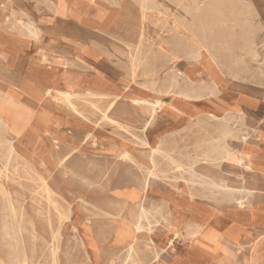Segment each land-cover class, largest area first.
<instances>
[{
	"label": "rangeland",
	"instance_id": "rangeland-1",
	"mask_svg": "<svg viewBox=\"0 0 264 264\" xmlns=\"http://www.w3.org/2000/svg\"><path fill=\"white\" fill-rule=\"evenodd\" d=\"M54 1L0 0V29L1 24L27 22L28 18L40 29L36 39H29L23 63L27 60L63 62L64 58H70L66 50L80 44L73 40L79 38L81 41L84 38L83 44L91 43L104 52L102 69L118 77L122 83L119 93L124 95V99L106 112V100L87 99L84 96L72 100L77 110L82 112L81 115L95 127L86 129L90 136L81 135L82 148L67 160L66 166L70 170L66 175L61 174V168H55L48 177L72 208L70 219L62 222L57 233L59 264H124L129 242L134 244L137 256L133 259L135 264H245L251 254L264 252V175L258 172L253 178L251 172H246L231 160L214 163L201 159L211 150L216 125L221 123H229L232 134L236 133L234 138L225 140L228 153L243 147H257L264 154V0H218L219 18L213 17L217 14L210 10L213 6L208 0H92L100 21L78 19V16H82L80 10L86 12L87 6L83 2L88 0H67L71 18L77 19L74 23L52 12L50 4ZM191 7H199L208 14L193 22L187 12ZM214 22L219 24V43L222 44L219 47L212 35L206 41L200 35L199 38L208 48L197 50L192 45L195 37L191 29H201L202 26L211 28ZM250 42L255 45L251 43L248 49ZM190 51L194 55L191 56ZM241 53L242 56H239ZM131 56L148 60L147 68L156 71L157 76L150 75L149 70L145 73L142 65L133 74ZM2 61L0 56V66L3 65ZM210 62L213 66L209 67ZM173 76L176 77L175 86L163 93L166 87L159 84ZM208 80L213 82V86L205 88L204 81L206 83ZM149 82L154 83L151 86ZM189 88L196 90L197 98L185 99L175 94L178 91L186 92ZM48 98H52L55 116L71 118V111L63 101L53 99V94ZM131 99L149 102L161 99L162 102L151 112L141 104L130 103ZM4 101L14 106L6 107ZM21 105L19 97L10 92L5 96L0 95V111L10 109L6 110L10 116ZM118 105L123 107L118 108ZM118 109L124 110L123 116H116ZM105 116L117 120L122 127L109 122ZM45 118L42 114L38 115L36 125L43 127L46 133L50 125L59 129L60 124L49 120L48 125ZM11 130L16 136L20 135L14 127ZM204 141L207 143L204 144ZM196 144L201 146L197 145L196 148ZM124 152L129 154L130 159L122 158ZM48 154L49 151L42 153L44 156ZM191 165H194L193 168ZM147 173L152 174L147 189L143 190L142 182ZM206 179H211L208 181L214 182L217 187L203 183V180L208 182ZM253 184L258 190L249 198L250 201L244 202V212L233 217L225 215L233 204L224 197L229 192L241 196V190ZM7 188L16 208L19 211L21 206L23 208L21 231L28 255L33 244L36 250L32 258L34 264H51L47 243L52 231L56 233L58 220L51 212V226L48 227L45 222L44 199L37 193L36 175L8 179ZM140 199H144L145 208L152 211L151 230L141 229L135 237L132 229H127L125 225L137 212L136 204ZM123 201L128 202V207L120 209ZM2 214L0 211V219ZM224 216L229 222L222 221L212 226L213 220H220ZM198 217L211 223L195 231L190 224L197 222ZM3 246L0 243V249ZM42 251L43 254H40Z\"/></svg>",
	"mask_w": 264,
	"mask_h": 264
},
{
	"label": "bare ground",
	"instance_id": "bare-ground-1",
	"mask_svg": "<svg viewBox=\"0 0 264 264\" xmlns=\"http://www.w3.org/2000/svg\"><path fill=\"white\" fill-rule=\"evenodd\" d=\"M145 1V0H144ZM210 2V4H212V10L214 13H216L217 15L213 16L214 18H219L220 16L218 14L220 13V8H218L219 6V1L218 0H208ZM177 2V1H176ZM38 3V2H37ZM120 5V4H119ZM229 6V4H227ZM50 8H52V12L54 14L60 15L62 17L64 16H70L69 14V10H68V2L67 0H55L54 2H52L50 4ZM198 6V5H197ZM229 8V7H228ZM49 9V8H48ZM240 10V9H239ZM238 10V11H239ZM211 11V12H212ZM222 11V10H221ZM80 15L86 14L85 11L80 10ZM187 12L191 15L192 21L194 22V20H198L200 18H204L205 16H207V12L206 11H202L199 10V7H191L190 9H187ZM209 12V10H208ZM212 12V13H213ZM224 12V11H223ZM244 12V11H243ZM240 13V12H239ZM103 14V13H102ZM165 14V13H164ZM244 15L246 13H243ZM242 14V15H243ZM231 15V14H230ZM243 15V16H244ZM247 15V14H246ZM88 16V15H87ZM98 16V15H97ZM96 16V17H97ZM99 16H101V14H99ZM145 16V14H144ZM238 16V15H237ZM71 17V16H70ZM103 17V16H102ZM65 18V17H64ZM73 18V17H72ZM76 19V18H75ZM78 19H81V16H78ZM144 19V18H143ZM9 20V19H7ZM77 20V19H76ZM212 20V19H211ZM237 20V19H236ZM5 21V20H4ZM98 21H100L98 19ZM158 21V19H157ZM242 21V20H241ZM177 22V21H176ZM199 22V21H198ZM221 22V21H220ZM231 22V21H230ZM233 22V21H232ZM246 22V21H245ZM9 25H5L1 24L2 28L0 29V36H2L1 40H0V56H2L3 58H7L9 59L11 55H13L14 53H16V51L18 50V46L29 41L30 38H37V36L39 35L40 29L37 25H35V22L33 20H30L28 18L27 22H9ZM207 23V22H206ZM243 23V22H242ZM6 24V23H5ZM199 25V23H197ZM249 24V23H248ZM218 23L214 22V24L212 25V27H206V26H202L201 29H197L195 30L194 28L191 29L192 31V36H194L195 40H193V47H195L197 50L199 48H208L207 45L205 44L204 40L202 41L199 37L200 35H202L205 39V41L208 39V36L212 35V37L216 40V42L219 44V37L220 36V30L218 27ZM174 26V25H173ZM193 26V25H192ZM238 26V25H237ZM231 27V26H230ZM163 29V27H162ZM229 29V28H228ZM231 29V28H230ZM233 29V27H232ZM247 29V28H246ZM245 29V30H246ZM187 30V29H186ZM250 31V30H249ZM251 31H253L251 29ZM233 32V30H232ZM250 34V33H249ZM253 34V32H252ZM230 36V35H229ZM248 36V33H247ZM224 37V36H223ZM233 37V36H232ZM182 38V37H181ZM192 39V38H191ZM233 39V38H232ZM252 39V37H251ZM175 40V39H174ZM211 40V39H210ZM177 41V40H176ZM181 41V40H178ZM225 40H223L224 42ZM251 41V40H250ZM253 41V40H252ZM186 42V41H185ZM246 42V41H245ZM176 43V42H175ZM180 43V42H179ZM232 43V42H231ZM251 43L254 42H250L248 44H250L249 47H247L248 49L251 48ZM225 44V43H224ZM241 44V43H240ZM255 45V43L253 44ZM252 45V46H253ZM153 46V45H151ZM182 46V45H181ZM180 46V47H181ZM214 46V45H213ZM228 46V45H227ZM233 46V45H232ZM231 46V47H232ZM138 47V46H137ZM223 48H225V46L222 45ZM139 48V47H138ZM179 48V47H178ZM177 48V49H178ZM231 49V48H230ZM238 49V48H237ZM247 49V50H248ZM134 50V49H133ZM190 50L192 51L193 49L190 48ZM218 50V49H217ZM236 50V49H234ZM255 50V49H254ZM136 51V50H135ZM138 51V50H137ZM136 51V52H137ZM182 51V50H181ZM188 51V48H187ZM190 51V52H191ZM195 51V50H193ZM225 51V50H224ZM243 51V50H242ZM251 51V50H250ZM231 52V50H230ZM228 52V53H230ZM249 53V51H246ZM192 53V52H191ZM212 53V52H211ZM217 53V52H216ZM252 53V52H251ZM138 54V53H137ZM176 54V52H175ZM178 54V53H177ZM190 54V53H189ZM188 54V55H189ZM256 54V52H255ZM186 55V54H185ZM187 55V56H188ZM194 55L193 53L191 54V56ZM199 55V54H198ZM231 55V54H230ZM228 55V57L230 56ZM235 55V54H234ZM184 56V55H183ZM196 56V55H195ZM227 56V55H225ZM238 56V55H236ZM242 56V53L241 55ZM238 56V58H239ZM251 56V55H250ZM189 57V56H188ZM221 57V56H220ZM248 57V56H247ZM256 57V56H255ZM259 57V56H258ZM194 58V57H192ZM196 58V57H195ZM235 58V56H234ZM237 58V57H236ZM242 58V57H241ZM170 59V58H169ZM220 59V58H219ZM223 59V58H222ZM230 59V58H229ZM256 59V58H255ZM263 59V58H262ZM163 60V59H162ZM167 60V58H166ZM213 60V59H212ZM215 60V58H214ZM241 60V59H240ZM148 61V60H146ZM144 58H138L137 56H131L130 57V67L131 70L133 72V74L136 71V68L139 66H144L145 69V73L146 70H149L147 68V63H146ZM218 61V60H217ZM216 61V63H218ZM233 61V59H232ZM242 61V60H241ZM240 61V63H241ZM258 61V60H257ZM5 62V61H4ZM235 62V59H234ZM161 63V62H160ZM229 63V61H228ZM237 63V62H236ZM243 63V62H242ZM245 63V61H244ZM231 64V63H230ZM248 64V63H247ZM150 65V64H149ZM225 65V64H224ZM244 65V64H243ZM242 65V67H243ZM83 66V64H82ZM91 66V65H90ZM213 66L212 63L210 62L209 67ZM228 66V65H227ZM238 66V65H237ZM261 66V65H260ZM40 67V66H39ZM219 67V66H218ZM235 67V66H234ZM45 68V67H44ZM51 68V67H50ZM86 68V67H85ZM172 68V67H171ZM246 68V67H244ZM243 68V70H244ZM47 69V68H46ZM176 69V68H175ZM214 69V68H213ZM249 69V68H248ZM247 69V70H248ZM92 70V69H91ZM129 71V70H128ZM152 71V72H151ZM173 71V70H172ZM224 71V70H223ZM96 72V71H95ZM222 72V71H221ZM242 72V70H241ZM249 72V71H248ZM256 72V71H255ZM11 73V72H10ZM173 73V72H172ZM223 73V72H222ZM228 73V71H227ZM243 73V72H242ZM241 73V74H242ZM250 73V72H249ZM259 73V72H258ZM149 74L150 75H156V71L153 70H149ZM175 74V73H174ZM177 74V73H176ZM240 73H238L239 75ZM229 75V74H228ZM232 75V74H231ZM246 75V74H245ZM14 76V75H13ZM133 76V75H132ZM15 77V76H14ZM13 77V78H14ZM235 77V76H234ZM239 77V76H238ZM245 77V76H244ZM255 77V76H254ZM27 78V77H26ZM147 78V77H146ZM237 78V77H236ZM28 79V78H27ZM30 79V78H29ZM167 79V78H166ZM176 77L173 76L171 77L168 81H164L162 84L160 83L159 85L162 86L163 88L166 87L163 91V93L169 92L170 89H172L173 86H175V81ZM186 80V79H185ZM206 80V79H205ZM236 80V79H235ZM153 81V80H152ZM163 81V80H162ZM183 81V80H182ZM247 81V80H246ZM249 81V80H248ZM247 81V82H248ZM254 82V80L252 81ZM40 83V82H39ZM154 82H151V84ZM257 83V82H256ZM38 84V83H37ZM150 84V82H149ZM150 84V85H151ZM164 84V85H163ZM202 84V83H201ZM200 84V85H201ZM204 86L206 88V86H213V82L211 81H204ZM253 84V83H252ZM42 85V84H41ZM190 85V84H189ZM198 85V84H197ZM148 86V85H147ZM152 86V85H151ZM43 87V86H42ZM146 87V86H144ZM177 87V86H176ZM215 87V86H214ZM40 88V87H39ZM202 88V87H201ZM126 89V88H125ZM161 89V88H159ZM208 89V88H207ZM17 90V89H16ZM203 90V89H202ZM41 91V88H40ZM204 91V90H203ZM206 91V90H205ZM10 92V91H8ZM199 92V91H198ZM209 92V91H208ZM217 92V91H216ZM11 94H13L14 96L18 97V95H15V93H13L12 91L10 92ZM204 93V92H203ZM42 96L44 98H48L49 95L53 94V97H56L57 99L63 101L65 103V105L67 106V108L71 111V121H69L70 125L78 128L81 127L82 130L83 128H94L95 126L91 123H89L83 115H81V113L79 112V110H77V108L75 107V105L73 104V99L76 97H81L84 96L87 99H99V100H106L108 102L107 108L105 110H111L113 108V106L119 101L124 99V95L120 94V93H110V92H106V91H96V90H89L86 92H81L78 90H58V89H53L49 86H44L41 92ZM180 96H182L185 99H194L197 98V94H196V90L194 89H188V91L183 92V91H178L177 93ZM205 94V93H204ZM217 94V93H216ZM207 96V95H206ZM167 97V96H166ZM132 103H138L143 105L145 108H147V110L154 112L156 110L157 107H159L161 105L162 100L161 99H157L154 102H149L147 100L144 99H137V100H132ZM2 108V107H1ZM3 111V110H2ZM235 111V110H234ZM238 111V110H237ZM236 114V113H235ZM239 114V113H238ZM237 114V115H238ZM241 114V113H240ZM243 114V113H242ZM236 116H231L233 117H237ZM211 116V115H210ZM243 116V115H242ZM245 116V115H244ZM36 117L34 114V111L31 108L26 107L25 105L22 104V106L20 107L19 110L16 111L15 114H13L12 116V120L9 121V119L0 112V211L3 212L1 219H0V243H3V249H0V264H34L35 260L32 258H34L35 254H36V250L34 248V245L32 244L31 248H30V252L31 254L28 255V251L26 250L24 241H23V237H22V227H23V208L22 206L20 207V211L16 208V205L13 201V198L11 196V193L9 192L8 188H7V180L8 179H12L13 180H17L23 177V175H36V179H37V187H38V195L41 197V199H44V205H45V222L48 225V227L51 226V219H52V215L51 212L54 213L53 216H55V218L58 220V227L56 230V233L54 231H52L51 234V239L48 241L47 243V254L49 256V261L51 262V264H59V245H58V231L59 228L61 227V224L64 220H68L71 217L72 214V208L71 205L69 204V202L65 201V198L62 197L58 192V190L56 189V187H54L50 182L48 177H50V175L52 174V171L55 170V168H61V174L64 176L66 175V173L68 172V170H70L67 166H66V162L67 160L71 157V155L80 152L81 150V143H80V139L77 140L76 139V134L73 132V130H63L61 132H59V130H56L55 128L51 127V125L49 126V128L47 129V133L48 134H54L56 137L61 135V137H63L65 139V141H59L57 138L54 137L53 139V146L54 148L57 150L60 143L64 144L66 146V151L62 154H56L54 153V155L51 156V153L44 156L42 155L41 158H39V165L35 166L32 163V159L23 156L20 153V148H19V136L23 133V131L25 130L26 127H28L32 121H35L36 123ZM106 119L111 122V123H116V124H120L117 120L112 119L108 116H105ZM153 117V116H152ZM208 117V116H207ZM230 117V116H228ZM240 117V115H239ZM238 117V118H239ZM203 118V117H202ZM213 120V117H211ZM216 118V117H215ZM219 119V118H217ZM226 119V118H224ZM230 119V118H229ZM228 119V121H229ZM242 119V118H241ZM209 119H207L208 122ZM215 120V119H214ZM231 120V119H230ZM244 120V119H243ZM151 121V119H150ZM222 121V120H221ZM225 121V120H224ZM223 121V122H224ZM213 122V121H211ZM238 122V119L237 121ZM240 122V120H239ZM151 123V122H150ZM243 123V121H242ZM229 124V123H228ZM228 124L225 123H221V124H217L216 125V136H214V138L212 139L213 144H211L210 146L212 147L211 150L208 152V154L205 155V157L201 158L204 159L205 161H219V160H231L233 162H235L237 165L241 166L242 169H244L246 172H251L252 173V177L256 178V173H260L262 175H264V154L262 153V151H260L257 147H243L241 148V150H238L236 152H230L228 153V148H226V138L232 137L234 138L235 134H232V130L229 129ZM143 125V124H142ZM191 125V124H190ZM198 125V124H197ZM208 125V124H207ZM215 125V124H214ZM234 125V124H233ZM244 126V124H242ZM199 126V125H198ZM11 127H14V129H16L17 131H19L20 135L16 136L15 134H13ZM100 127V126H99ZM120 127L121 124H120ZM188 127V126H187ZM193 127V126H192ZM196 127V126H195ZM236 127V126H235ZM71 128V127H70ZM186 128V127H185ZM201 128V127H200ZM195 129V128H194ZM198 129V128H197ZM202 129V128H201ZM204 129H205V125H204ZM207 129V128H206ZM81 130V131H82ZM187 130V129H186ZM192 130V129H191ZM199 130V129H198ZM211 130V129H210ZM183 131V130H182ZM188 131V130H187ZM202 131V130H201ZM206 131V130H205ZM241 131V129L239 130ZM257 131V130H256ZM180 132V131H179ZM184 132V131H183ZM211 132V131H210ZM178 133V132H177ZM201 133V132H200ZM209 133V132H208ZM242 133V131H241ZM195 134V133H194ZM202 134V133H201ZM180 135V134H179ZM184 135V133H183ZM198 135V133H197ZM200 135V134H199ZM203 135V134H202ZM85 136H90V133L87 132L85 134ZM167 136V135H166ZM165 136V138H166ZM169 136V135H168ZM172 136V135H171ZM170 136V137H171ZM174 136V135H173ZM188 136V135H187ZM194 136V135H193ZM205 136V134H204ZM203 136V137H204ZM209 136V135H208ZM212 136V135H211ZM169 137V139H170ZM176 137V136H175ZM190 137V136H189ZM197 137V136H196ZM195 137V138H196ZM201 137V136H200ZM210 137V136H209ZM208 137V139H209ZM237 137V135H236ZM244 137V136H243ZM78 138V137H77ZM181 138V137H179ZM202 138V137H201ZM206 138V137H205ZM245 138V137H244ZM244 138H242V140H244ZM184 139V138H183ZM191 139V137H190ZM189 139V140H190ZM166 140V139H165ZM182 140V139H181ZM188 140V141H189ZM197 140V139H196ZM205 140V139H204ZM172 141V140H170ZM199 143L200 139L198 140ZM198 141H196L198 143ZM203 141V140H202ZM164 142V141H163ZM180 142V141H179ZM183 142V141H182ZM186 142V141H185ZM194 142V141H193ZM207 143V141H204ZM211 142V141H210ZM210 142L208 144H210ZM145 144H147V142H144ZM177 143V141H176ZM190 143V142H188ZM195 143V142H194ZM203 143V142H202ZM132 144V143H131ZM161 144V143H160ZM163 144V143H162ZM166 144V142H165ZM164 144V145H165ZM169 144V143H168ZM178 144V143H177ZM182 144V143H181ZM186 144V143H185ZM134 145V144H133ZM159 145V144H158ZM197 145L200 144H196V148ZM160 146V145H159ZM168 146V145H167ZM172 146V143H171ZM179 146V144H178ZM201 146V145H200ZM208 146V145H207ZM146 147V146H145ZM174 147V146H172ZM185 147V145H184ZM190 147V146H189ZM163 148V147H162ZM175 148H177V146H175ZM186 148V147H185ZM195 148V145H194ZM195 148V149H196ZM202 148V147H201ZM201 148H199V150H201ZM204 148V147H203ZM172 149V148H171ZM194 149V151H195ZM207 149V148H205ZM209 149V148H208ZM143 150V149H142ZM150 150V149H149ZM169 150V149H168ZM198 150V149H196ZM181 151V150H180ZM202 151V150H201ZM231 151V150H230ZM157 152V151H156ZM159 152V151H158ZM166 152V151H165ZM198 152V151H197ZM206 153V151H204ZM160 153V152H159ZM168 153V152H167ZM86 154V153H84ZM132 154V153H131ZM170 154V153H169ZM196 155V153H194ZM201 154V153H200ZM191 155V154H190ZM202 155V154H201ZM134 156V155H133ZM163 156V155H162ZM204 156V155H203ZM199 157V155H198ZM122 158L123 159H130V156L128 153L124 152L122 154ZM166 158V157H165ZM182 158V157H181ZM189 159L191 157H188ZM192 162H194V157L192 158ZM197 159V158H196ZM199 159V158H198ZM197 159V160H198ZM200 159V161H201ZM146 160V159H145ZM155 160V159H154ZM152 160V162L154 161ZM183 161V160H182ZM199 161H197L198 163ZM151 163V162H150ZM190 163V162H189ZM215 163V162H214ZM217 163V162H216ZM220 163H222L220 161ZM124 164V163H123ZM154 164V162H153ZM158 164V162H157ZM191 164V163H190ZM189 164V166H190ZM211 164L213 165V163L211 162ZM155 165V164H154ZM152 165V166H154ZM218 165V164H217ZM216 165V166H217ZM141 166V165H140ZM192 166V165H191ZM194 166V165H193ZM192 166V168H193ZM40 167V168H38ZM155 167V166H154ZM221 166L219 165V168ZM157 169V167H156ZM189 169V168H187ZM106 170V169H105ZM141 170V169H140ZM191 170V168H190ZM38 171H40L41 173H38ZM188 171V170H187ZM185 172V171H184ZM190 172V171H189ZM193 172V171H192ZM131 173V172H130ZM168 173V172H167ZM183 173V171H182ZM152 173H147L144 178H143V182H142V188L143 190L147 189L148 186V181H149V177L151 176ZM47 175V176H46ZM167 176V175H165ZM164 176V177H165ZM195 176V175H194ZM137 177V176H136ZM157 177V175H156ZM204 178V176H202ZM201 178V179H203ZM197 178H194V180ZM198 180V179H197ZM211 180V179H206ZM219 180V179H218ZM221 180V179H220ZM200 181V180H199ZM117 182V181H116ZM115 182V183H116ZM169 182V181H168ZM201 182V181H200ZM18 184L20 182H17ZM203 183H208L211 186L217 187L216 184H213L214 182H206L203 180ZM131 184V183H130ZM170 184V183H169ZM191 184V183H190ZM194 184V183H193ZM196 184V183H195ZM221 184V183H220ZM223 184V183H222ZM108 186V185H107ZM121 186V185H120ZM203 186V185H202ZM201 186V187H202ZM210 187V186H209ZM114 188V187H113ZM204 188V187H203ZM212 188V187H211ZM206 189V188H205ZM204 189V190H205ZM208 189V187H207ZM225 189V188H224ZM211 190H215V189H211ZM222 190V189H221ZM226 190V189H225ZM257 187L255 184H253V186H251L250 188H245L242 191V195L241 196H235L233 193H226L227 195L225 196L224 194L222 196H225L224 199L227 202H230L233 204L232 207L230 208H243L244 202H248L250 201L249 198L252 197L255 193V191H257ZM208 191V190H207ZM210 191V190H209ZM208 191V192H209ZM211 192V191H210ZM213 192V191H212ZM232 192V191H231ZM240 193V192H239ZM222 194V193H221ZM145 198V197H144ZM212 199V198H211ZM214 200V199H213ZM221 200V199H220ZM223 200V199H222ZM152 202V201H151ZM219 203V202H218ZM137 206V212L133 215H131V221H128V224L125 225L127 227V229H132L133 231V235L135 237H137V232L140 231L141 229H144L146 231H150L151 227H150V218H151V214L152 211L149 212L145 206H144V199L143 200H139L136 204ZM152 206V205H151ZM128 207V202L127 201H123L120 203L119 208L123 209V208H127ZM151 213V214H150ZM154 213V210H153ZM156 215V214H155ZM175 216V215H174ZM162 218V217H161ZM198 221L191 223L190 227L192 229H194L195 231H199L200 229L206 227V223L203 219H201L200 217H198ZM206 218V217H205ZM166 219V218H165ZM153 220V219H152ZM155 221V220H153ZM90 222V221H89ZM32 224V223H31ZM187 224V223H186ZM102 231V230H101ZM258 234V233H257ZM86 235V234H85ZM133 236V238H134ZM159 236V235H158ZM232 236V235H231ZM32 238H34V235L32 236ZM98 238V237H97ZM136 240V239H135ZM238 240H236L237 242ZM135 242V241H134ZM220 243V242H219ZM251 243V242H250ZM221 246V245H220ZM223 246V245H222ZM221 246V247H222ZM239 246V245H238ZM71 247V246H70ZM243 247V246H242ZM78 248V247H77ZM98 248V247H97ZM71 250V249H70ZM109 251V250H108ZM106 250V252H108ZM126 251V257H125V261L123 262L124 264H135L133 263V259H136V252L134 249V244L129 242L127 244V248L125 249ZM124 250H122V252H125ZM222 251V250H220ZM225 251V250H224ZM240 251V250H239ZM116 253V252H115ZM43 254V251L40 253ZM87 254V253H86ZM121 254V252L119 253V255ZM158 253H156L157 255ZM234 254V253H233ZM242 254V252H241ZM114 255V254H113ZM154 255V254H153ZM122 256V254H121ZM120 256V257H121ZM238 256V255H237ZM135 257V258H134ZM145 257V256H144ZM147 257V256H146ZM149 257V256H148ZM84 258V257H83ZM82 258V259H83ZM89 258V257H88ZM114 258V257H113ZM139 258V256H138ZM102 259V258H101ZM108 259V258H107ZM116 259V258H115ZM119 259V257H118ZM117 259V261H118ZM66 260V259H65ZM84 260V259H83ZM111 260H113L111 258ZM122 260V259H120ZM146 260V259H145ZM108 261V260H107ZM110 261V260H109ZM116 261V262H117ZM139 261V260H138ZM102 262V261H101ZM83 263V262H82ZM85 263V262H84ZM105 263V262H104ZM149 263V261H148ZM238 263V262H237ZM235 263V264H237ZM113 264H116L115 262ZM119 264H121L119 262ZM245 264H264V252L259 253L258 255H253L251 254L249 258H247L245 260Z\"/></svg>",
	"mask_w": 264,
	"mask_h": 264
},
{
	"label": "crops",
	"instance_id": "crops-1",
	"mask_svg": "<svg viewBox=\"0 0 264 264\" xmlns=\"http://www.w3.org/2000/svg\"><path fill=\"white\" fill-rule=\"evenodd\" d=\"M83 4L87 6V10L86 14H83L80 20H98L99 18L93 5V1L88 0V2H83ZM64 17L66 18V21L68 19V22L74 23L77 21L75 18H71L70 16ZM82 39L81 41L79 38L73 40L75 42L79 41L81 45L79 44L76 47L66 50V53L69 54L68 57L70 58H64V61L58 64L46 61L43 62L42 60L38 62L27 60L23 63L25 56L24 50L28 47L27 41L19 45L16 53L11 55L9 59L2 57L3 65L0 66V95L5 96L8 91H12L15 95H18L19 100L23 105L34 111L35 116L40 114L46 116L45 120L48 125L50 123L49 120L60 124L58 129L59 132L68 129L73 130L78 137H76L77 140L80 139L82 134L84 136L88 132L86 130L88 128H83V130L81 127L75 128L68 124V122L72 120L71 118H67L65 115L55 116L52 109V98L46 99L41 94L43 87L49 86L58 90H78L81 92L96 90L115 94L120 92L119 86H122L118 77H114L109 73L104 72L102 69L104 64L102 61L105 57L104 52L91 43L83 44ZM124 86L125 90L126 85ZM39 87L41 88V91ZM54 98L56 97H53V99ZM117 103L115 105H117ZM4 104L6 107L14 106V104L7 101H4ZM119 106L123 107L122 105H118V108H120ZM6 110L8 111L10 109L4 110L3 108V111L1 110L0 112L3 113L9 121H11L13 115L10 116L8 114L9 112ZM123 112V109H118L116 111V116H123ZM54 137L59 141H65L61 135L56 137L54 134H48L44 131L43 127L37 126L35 121H32L19 136L20 153L23 156L32 159V163L38 166V160L42 157V153L49 151L51 156L54 155V153H64V150L66 149L65 143H60L58 149L56 150L53 146ZM60 149H62L63 152ZM240 212H244L242 208H229V212L225 215L233 217ZM220 220H213L212 226H215L217 223L222 221L229 222L227 217L221 218ZM209 223L206 224V227L209 226Z\"/></svg>",
	"mask_w": 264,
	"mask_h": 264
}]
</instances>
